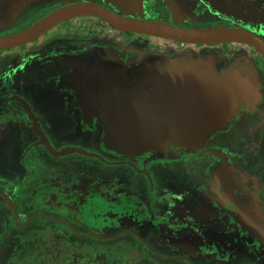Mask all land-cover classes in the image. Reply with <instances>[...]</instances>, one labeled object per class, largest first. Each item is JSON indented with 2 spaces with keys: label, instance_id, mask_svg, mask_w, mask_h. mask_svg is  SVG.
Here are the masks:
<instances>
[{
  "label": "flooded vegetation",
  "instance_id": "1",
  "mask_svg": "<svg viewBox=\"0 0 264 264\" xmlns=\"http://www.w3.org/2000/svg\"><path fill=\"white\" fill-rule=\"evenodd\" d=\"M27 1L29 0H17L15 4H18L16 6L20 7L28 4ZM78 1L87 0H63L41 18L62 6ZM256 1L259 2V7L264 9V4H261L264 3V0ZM143 2L146 7L145 11L155 13L143 17L137 15L127 16L157 19L184 27H207L196 26L198 24L192 22L187 23L188 21L186 20L178 22L176 18H182V13L175 7L167 8L169 5H175L177 0H143ZM9 7H11V4L0 9V15L6 16L7 19H10L12 17L11 14L14 12L11 11ZM170 9L173 10L170 11ZM175 11H178V13ZM88 16H92L91 21L101 20L107 22L100 16ZM76 18L77 16L65 21H72ZM184 18L189 20L191 17L186 15ZM212 21L214 23L222 22V24L218 26H239L232 18L213 19ZM35 22H32L22 29ZM211 22L208 26H215L212 25ZM94 24L95 23H77L74 27L78 30L82 29L84 25H88L91 29L87 31L94 33L95 28L92 27ZM207 24L208 23H206V25ZM262 24L263 23H259L260 26ZM7 25L8 23L3 24L0 28L4 29L2 27ZM65 26L67 27L68 25L65 24ZM49 30L43 34L47 33ZM261 30L264 32L262 27ZM16 31L9 32L7 30L5 34ZM69 31L65 33L70 34L71 30ZM259 35L262 36L261 34ZM40 36L34 40H37ZM153 36L164 38L158 35ZM262 37L264 38V36ZM57 39L63 41L53 47L49 46L50 41L43 42L46 43L44 46L47 48V53H43L44 55L46 54L45 57L42 56L43 54L39 52V49H35V45L29 50L28 58H25L23 61H19V55L13 56L14 61L18 59L16 64H14L13 68H10L8 72L3 73L2 76L0 75V135L3 137L6 136V138L14 142L19 139L18 134L21 137L23 136L24 140H22V143L26 145V152L22 159V163L29 168L34 167L37 163V155L45 153L50 156L49 160L47 162L45 161V163H50L51 166L57 164L59 166L81 164L93 173L91 178L82 180L80 183L73 184L69 187L72 190L69 194L72 196V199L69 201L70 206H68L66 210L74 217V220L77 221V224L81 227L76 232L92 236L99 240H110L121 235L136 236L146 251L150 253H147L149 256L146 262H150L151 264H179L181 259L190 260V262L188 261L189 264H192L191 260L193 262L197 261L196 263L201 262L204 264H248L243 261V257L245 256H250L253 260V264H264V251H262V249H264V231L255 232L248 224V221L243 217H233L232 219L233 232H235L234 234H236L237 237L234 239L230 237L232 249L226 246V249H228V257L230 256L229 261L226 262L215 260L208 254H196L195 252L188 251L183 245H180L177 239L179 238L178 233L169 232L163 226L164 224L167 225L171 223L179 224L199 221L200 223H205L206 228L212 229L207 233L209 240H212L213 238L211 237L215 234L213 225L216 222H223L229 218L228 211L222 208V206L228 204L230 194H235L230 193L228 188L229 174L235 176L237 181H239L240 176L245 175V172H247L248 175H252V170H250L249 167L258 163L255 158L245 156L243 153L244 148L243 150H238L235 148V145H231L232 142H230V139L235 138V133H233L235 127L251 126L256 120L261 118L264 120V90L261 91V96L254 105H245L237 108L224 127L207 136L204 147L206 150L205 153L208 152L206 153L208 159L207 157L201 158L200 153L195 152H184L182 154L181 152H176L174 153V157H169L173 154L172 152H175L168 151L169 149L167 151L157 149L143 152L144 150L135 151L132 147L126 146L124 151L118 150L111 145L112 140L108 138L106 134H103L105 125L102 120L96 115H92L93 106L91 99L94 98V96L89 94L91 85L87 89L85 87L91 82L95 72H98L102 76L115 75L119 72L117 68L120 67V71L124 72V74L129 77L132 75V70L135 65L138 66L146 61L149 62L151 57L135 54L130 50L131 48L129 46L118 43L114 37L107 36L97 40L95 37H91L86 42L82 41L80 38L79 40L82 46L78 48L81 50L77 52L74 51L77 49H75L74 44L71 43L73 39H66L65 37ZM169 40L177 41L173 39ZM27 43L21 44V46L27 45ZM78 44L80 43L77 42L76 45ZM195 44L202 45L205 43ZM118 49L126 51V56L118 55ZM131 57H136L138 59L132 61ZM37 60L43 65L44 72L49 75L51 81L56 78V76H53L51 62L52 64L53 62H58L59 70H55V72L62 73L61 78L55 82V85L51 89H48V95L46 97L40 96V99L34 87V65ZM96 65L99 66L100 70L91 72V69H94ZM217 66L218 69L221 70L225 68L222 66V63L217 64ZM142 68H145V70L148 69L145 65L142 66ZM227 68L230 69V66ZM256 71L258 77L264 82L259 71ZM9 75L11 77L10 79L8 78ZM80 93L86 110L81 104ZM54 107L58 109L55 110ZM45 108H47V110ZM47 112L48 117L46 116ZM86 112L90 117L89 119H87ZM33 116L47 135L52 146L57 150L66 146H76L95 152L99 154L100 157L80 152H71L63 155L54 153L46 145L39 143L41 137L36 129ZM43 116H45L46 119H44ZM87 121H91L92 124L89 126ZM73 123L75 124L74 126L71 125ZM64 127L68 130L72 128V130H70L72 132L71 136H67L66 138L61 134L60 129ZM81 130L86 132L84 133L86 135L80 136L86 138H89V136H87L88 132L94 133L95 139L99 140L100 145L96 146L94 144H83L79 141H73L75 137L79 136ZM254 136L255 135L252 136L253 140L250 138V147H252V151L256 141ZM218 141H223L225 144H219ZM258 143L260 144V141ZM106 144H108L109 147ZM248 144L249 143H246L244 146L246 147ZM226 145L229 146L226 147ZM112 147L114 148L113 151L110 150ZM33 149L34 151H32ZM252 151L248 152L251 153ZM254 153L253 151L252 154ZM186 156L192 157L195 167L194 171L196 172L193 177L195 176L196 178V174L199 173L200 183H192V185L174 183L175 169H173L171 165L172 163L175 164L182 160V158H186ZM166 160H171L172 163L164 164L163 162ZM201 161L207 163V168L204 166L199 167ZM155 162L156 164H163L154 167L153 163ZM166 165L171 167L167 168ZM209 167L211 168L210 171L208 170ZM204 176H206L205 180ZM254 178H256L255 181L257 180V184L253 183V189L264 188V184L260 182L259 175H254ZM114 179H116V181ZM111 180L115 182H110ZM167 181H170V183H167ZM82 191H87L88 193L83 195ZM15 193L19 196V191ZM237 194L240 195L241 193ZM2 195L6 198H3ZM96 198L101 199L112 208L117 207L115 211L111 212V216L115 217L114 221L105 223L103 226L90 222L86 216V206ZM245 200L246 196L244 197L241 195V197H238V203L244 204ZM254 201V205L256 206L254 208V214L256 217L261 216L262 222L264 223V200L260 204H258L257 199H254ZM0 202L5 203L7 208L11 206L12 209L4 214L0 213V240L3 239L5 235H9L13 239L20 238L22 231L20 228L29 223L33 217L52 218L37 213L32 216L28 215L22 219L21 216L22 213H24L26 203L19 201V199L15 200L9 196L8 192L3 188H0ZM192 203L196 205L194 204L195 206L192 207ZM212 207H220L219 213L221 215L213 216L210 214L207 217L200 216L196 219H193L190 215L192 213H200L202 208L206 209ZM110 210L111 209L108 211ZM208 211L211 213V210ZM9 218L11 219L10 222ZM255 228L257 229V227ZM229 235L232 236L231 234ZM217 236L225 240L224 237H220V234ZM245 239L254 240L253 244L248 240L246 242ZM153 243L155 246L152 245ZM212 245L215 249L220 247L225 250L223 242L218 239H213ZM163 246L172 247L170 249L173 252H164L161 250ZM190 256H192V259ZM157 260L159 261L156 262ZM205 260L208 261L204 262Z\"/></svg>",
  "mask_w": 264,
  "mask_h": 264
},
{
  "label": "rangeland",
  "instance_id": "2",
  "mask_svg": "<svg viewBox=\"0 0 264 264\" xmlns=\"http://www.w3.org/2000/svg\"><path fill=\"white\" fill-rule=\"evenodd\" d=\"M63 0H29L28 4L17 7L15 2L17 0H0V9L5 6L11 7L9 9L14 11L11 14V18L7 19L6 16L0 15V26L8 23L7 26L0 28V33L5 34L8 30L16 31L23 27L35 22L41 18L44 14L51 11L57 4ZM100 3L120 14L124 15H137V16H150L155 12L145 11V3L143 0H87ZM13 3V4H12ZM262 5L264 3H261ZM177 8L183 17H177L178 22L188 21L187 23L198 24L196 26H208L213 19H234L240 27L247 28L258 34L264 36L262 32L264 25V9L259 7V2L256 0H177L174 5H169L167 8ZM173 9H170L172 11ZM178 13V11H175ZM186 15L191 18L187 20L184 18ZM92 16H77L75 20L65 21L53 26L47 33L41 35L37 40L30 41L27 45L15 46L12 48H6L0 50V75L6 73L13 68L16 61H23L28 58L29 50L35 45V49H39L40 53H47V48L43 42L50 41L49 46H56L63 40L57 38L65 37L66 39H73L75 52L80 51L81 47L80 38L82 41H88L91 37L95 39L103 37H114L118 43H123L129 46L131 51L137 55H146L151 57L149 62H144L138 66H134L133 73L130 78V82H134L138 78H143L147 74L146 70L142 66H146L151 70H163L173 69L181 65L192 64L197 62L203 66H213V72L228 71L240 64L249 65L253 69V73L257 76L260 91L264 90V82L258 77L264 79V67L260 61H262L264 54L258 48L241 42H223V43H210L198 45L190 42L172 41L168 38H159L145 33H138L128 31L119 28L111 23L101 20L91 21ZM97 19V18H95ZM77 23H95L92 27L95 28V32L87 31L91 29L90 26L84 25L82 29L74 27ZM206 23H208L206 25ZM212 25H219L221 23L211 22ZM259 23H263L261 26ZM65 24L68 26L66 27ZM76 28V29H75ZM66 29V30H64ZM71 30L70 34L65 32ZM7 32V33H9ZM70 32V31H69ZM38 41V42H37ZM78 43V45H76ZM126 47V46H125ZM104 49V48H103ZM117 54L120 56H126L124 50H117ZM204 52V53H203ZM2 53V54H1ZM19 55L16 61L13 60V56ZM46 55V54H45ZM43 54L42 56L45 57ZM12 57V58H11ZM132 61H136V57H131ZM45 60V59H44ZM222 63L225 67L224 70L218 69L217 64ZM53 76L56 78L51 81L49 75L44 72L43 65L37 60L35 63L34 74V87L38 92V98L46 97L48 95V89H51L55 82L61 78L59 72L58 62H51ZM230 66V69L227 68ZM99 66L96 65L91 72L98 71ZM121 68H117L120 71ZM141 71V72H140ZM0 76V77H1ZM10 79V75L8 76ZM6 88V87H5ZM40 99V98H39ZM48 108V107H47ZM47 108H45L47 110ZM57 110V107H54ZM48 112L46 113L47 116ZM44 119L45 116H43ZM48 117V116H47ZM264 120L259 119L251 126L235 127L233 133L235 138L230 139L231 145H235V148L240 150L244 148V154L246 157L255 158L258 163L254 166H250L252 175L240 176L239 181L231 174L228 176L229 191L230 194L228 204L222 206L223 210L228 211L229 218L223 222H216L213 225V239H218L223 242V248H214L213 239L209 240V233L212 229L206 228L205 223L195 221L192 223H171L163 225L164 228L173 233H178L180 245H183L185 249L196 254H208L215 260L226 262L229 261L227 247L232 249V241L237 237L233 232V217H243L248 221V224L258 233V231H264V223L261 216L256 217L254 214V208L256 207L254 199L258 200L260 204L264 200V188L253 189V183L257 184L254 175H259L260 182L264 184ZM74 126L75 124H71ZM72 130V128H69ZM67 128H61L60 132L63 136H71L72 132ZM52 131V130H51ZM52 133V132H51ZM82 130L80 135L84 134ZM104 135L106 134L104 130ZM255 138V146L250 147V141ZM22 135V133H21ZM28 135V133H27ZM75 137L73 141L81 142L83 144L100 145L98 139H95V135L92 132H88L86 138L84 136ZM82 137V138H81ZM18 140L14 142L6 136L0 135V188L5 189L8 195L12 198L19 199L21 202L26 203L24 213L21 218H25L28 215L42 214L46 217H33L32 220L25 226L21 227V237L11 238L9 235H5L0 240V264H151L146 262L148 253L142 246L140 240L135 236L121 235L117 238L110 240H99L89 235L79 234L78 231L81 227L74 220V217L67 212L69 201L72 196L69 195L72 191L69 187L80 183L82 180L92 177V172L81 164L51 166L47 162L50 158L48 154H39L36 158V164L34 167H27L22 163V159L26 152V145L22 143L24 140L18 134ZM251 138V140H250ZM260 141V144L258 143ZM219 144H225L223 141H218ZM246 143H249L246 147ZM229 144V143H228ZM206 146V145H205ZM229 145H226L228 147ZM169 149V150H168ZM114 150V148H110ZM175 151L169 157H174V153L181 154L188 153H200L201 158H205L208 155L205 153L204 144L202 146L194 147L192 145L182 146L176 145L173 142L167 144L166 149L163 151ZM34 151V149L32 150ZM248 151H252L249 153ZM146 152V151H145ZM208 159V157H207ZM164 164L172 163L171 160H166ZM159 163H153L154 167L161 166ZM156 164V165H155ZM167 168L171 167L175 169L174 183L176 184H196L200 183V174L197 173L196 178L192 157L182 158V160L172 163L171 166L166 165ZM206 167L207 163L201 161L199 167ZM207 168V167H206ZM258 169V170H257ZM210 171L211 168L209 167ZM256 177V176H255ZM206 176H204V180ZM116 181V179H114ZM111 180L110 182H115ZM170 183V181H167ZM68 186V187H67ZM16 191H19V196ZM88 192L82 191L85 195ZM237 193H241L240 195ZM237 195V196H236ZM246 196V200L243 203H238V197ZM3 196V195H2ZM3 198H6L3 196ZM241 199V198H240ZM241 201V200H240ZM195 203H192L194 207ZM111 209L110 211H108ZM116 208L110 207L107 203L101 199H94L86 206V216L91 223L103 226L105 223H110L115 220V217L111 216V212ZM10 208L5 206V203L0 202V213L4 214L7 211H11ZM208 210H211L209 213ZM198 214H190L193 219L203 216L207 217L212 214L213 216L221 215L219 213L220 207L202 208ZM30 216V217H31ZM62 219V220H60ZM11 219L9 218V222ZM11 225V224H10ZM215 227V228H214ZM257 227V229L255 228ZM1 229V226H0ZM216 229V230H215ZM220 237H224L222 240ZM231 234L232 236H230ZM130 236V237H129ZM218 237V238H217ZM248 239H245L247 242ZM226 243H225V242ZM253 244L252 239L248 240ZM228 244V245H226ZM152 245L155 246L153 243ZM227 246V247H226ZM170 248L163 246L161 250L164 252H173ZM264 251V249H262ZM246 252V251H245ZM148 253V254H147ZM182 256V255H181ZM192 259V256H190ZM187 260V262H186ZM157 260L156 262H158ZM188 259H181L179 264H189ZM205 260L204 262H207ZM243 261L248 264H253V260L250 256L243 257ZM161 262V261H160ZM197 262V261H196ZM191 260L192 264H204L196 263ZM162 263V262H161Z\"/></svg>",
  "mask_w": 264,
  "mask_h": 264
},
{
  "label": "water",
  "instance_id": "3",
  "mask_svg": "<svg viewBox=\"0 0 264 264\" xmlns=\"http://www.w3.org/2000/svg\"><path fill=\"white\" fill-rule=\"evenodd\" d=\"M78 15L100 16L108 23H111L119 28L128 31L158 35L164 38L173 39L182 42L205 43V44L223 43V42L246 43L258 48L264 54V38L259 34H257L256 32L243 27L232 26V25L207 26V27L178 26L170 22L161 21L157 19H146V18L132 17V16L120 14L102 4L92 1H78L67 4L51 12L50 14L46 15L45 17L41 18L40 20L36 21L32 25L22 30L4 35L0 34V49L10 48L30 42L35 38H37L38 36L42 35L44 32H46L53 26L57 25L58 23H61L62 21L68 20ZM188 66H191L192 68L196 69L201 75L205 77V79L211 81V83H217L214 84L215 87L213 89L220 90L221 93L226 97V102L227 105L229 106L228 109L226 110V112L217 114L214 120L211 121V123H208L204 128V130L200 131L195 128L192 122L183 119V117H186L187 113L184 111V115H182V109L178 107L177 117H172V120L166 123L165 126L168 129V131L171 132L172 134L175 132H182L184 134L183 136L184 140L176 141L173 139L174 137L171 138L169 137L167 139V142H165L163 146L160 145L158 141L148 146H145L143 144V146L141 147L142 149H144L143 152L150 150H157V149L164 150L166 149L167 144L170 142L182 146H187V145H192L194 147L202 146L207 136L210 133L218 129H221L222 127L225 126L227 121L231 119L233 112L237 108H239L236 106L238 101L240 102L246 101L248 104L254 105V103L258 101L261 96V91L259 87H257L256 85H250V84L241 85L237 81L239 84L237 87H240L241 96L240 98L239 97L237 98L238 100H236L235 96L231 91L223 89V87H225V84H222L220 79L230 78V80H232L233 79L232 74L234 70L237 68V66L231 68L228 71L213 72L212 71L213 66H203L201 64H198L197 62L192 64L181 65L177 68L168 69V70L147 69L146 70L147 74L144 75L143 78H138L134 82H130V78H128V76L125 75L124 72H121L124 77L123 84L126 87H128L130 85H133L134 83H137L139 80L144 81V79L148 78L150 74L163 73L161 77L169 78L168 80H171L172 85L174 87L182 88V86L185 84L183 71L185 67ZM206 68L208 69L206 70ZM252 68L250 67L251 69L250 71L255 78L254 82L258 83L257 76L253 73L255 70L253 71L254 68L253 69ZM149 71L150 74L148 75ZM109 76L110 79L112 80L114 78H117V74L109 75ZM186 106L190 108V104L184 105V107ZM132 107L134 112H136L138 115L140 114L141 117L143 118L148 114L156 115L160 112L159 107L148 108V107H144L143 105H134V104ZM33 119L35 121L36 129L41 137L39 143L46 145L54 153L63 155L71 152H80L91 155H97L100 157V155L95 152L88 151L86 149L76 146H66L61 148L60 150H57L52 146L47 135L40 127L39 123L37 122L34 116ZM163 127L164 126L163 125L161 126L160 124L159 126H155L152 130L150 127H147L148 129H143V131L149 130L150 128L149 131L153 132L154 130L163 129Z\"/></svg>",
  "mask_w": 264,
  "mask_h": 264
},
{
  "label": "bare ground",
  "instance_id": "4",
  "mask_svg": "<svg viewBox=\"0 0 264 264\" xmlns=\"http://www.w3.org/2000/svg\"><path fill=\"white\" fill-rule=\"evenodd\" d=\"M250 70L249 65L240 64L234 70L232 80L230 78L220 79L222 84H225L223 89L231 91L236 100L241 96L240 87H237L239 84L259 87L258 83L254 82L255 78ZM196 71L191 66L185 67L183 71L185 84L182 88L174 87L171 80H168L169 78L161 77L163 73L150 74L149 71L148 78H145L144 81L139 80L128 88L123 84L122 71L117 73V78H114V81L109 76H102L95 72L93 79L85 87L87 89L91 85L89 94L94 96L91 99L92 115H96L103 121L106 136L112 140L111 145L118 150L124 151L128 146L135 151H141L144 150L141 148L143 144L148 146L157 141L163 146L169 137H174L173 139L176 141L184 140L182 132L172 134L165 126L172 120V117H177L178 107L182 109V115H184V111L187 113L183 119L192 122L195 128L200 131L204 130L217 114L226 112L229 107L226 97L221 91L213 89L214 84L217 83H211ZM80 99L85 109L81 93ZM133 104L148 108L159 107L160 112L156 115L148 114L143 118L134 112ZM186 104H190V108L184 107ZM245 105L251 106L246 101H238L236 104L237 107ZM89 118L87 114V119ZM87 124L90 126L92 122L87 121ZM160 124L164 126L163 129L149 131L150 128L152 130ZM147 127H150L149 130L143 131V129H148Z\"/></svg>",
  "mask_w": 264,
  "mask_h": 264
},
{
  "label": "trees",
  "instance_id": "5",
  "mask_svg": "<svg viewBox=\"0 0 264 264\" xmlns=\"http://www.w3.org/2000/svg\"><path fill=\"white\" fill-rule=\"evenodd\" d=\"M261 63H262V65H263V67H264V56H263V59H262V61H260ZM254 67V66H253ZM255 68V67H254ZM256 69V68H255Z\"/></svg>",
  "mask_w": 264,
  "mask_h": 264
}]
</instances>
